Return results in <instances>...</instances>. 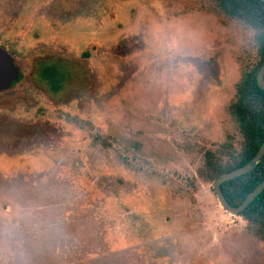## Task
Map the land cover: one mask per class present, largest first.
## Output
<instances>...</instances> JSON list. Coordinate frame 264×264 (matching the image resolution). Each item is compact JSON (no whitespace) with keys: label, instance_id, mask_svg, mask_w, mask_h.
Listing matches in <instances>:
<instances>
[{"label":"rangeland","instance_id":"obj_1","mask_svg":"<svg viewBox=\"0 0 264 264\" xmlns=\"http://www.w3.org/2000/svg\"><path fill=\"white\" fill-rule=\"evenodd\" d=\"M253 37L207 0H0L16 62H75L57 94L34 73L0 99L30 123L0 143V264H264L195 180L197 152L238 148L227 108Z\"/></svg>","mask_w":264,"mask_h":264},{"label":"trees","instance_id":"obj_2","mask_svg":"<svg viewBox=\"0 0 264 264\" xmlns=\"http://www.w3.org/2000/svg\"><path fill=\"white\" fill-rule=\"evenodd\" d=\"M207 1L214 4L226 18L241 23L254 33L255 51L254 59L248 57L242 68L240 78L235 86L234 97L227 108L235 132L239 137L238 148L234 147V138H232L217 150L197 152L200 155L201 165L196 171L195 180L199 179L201 182L211 185L219 176L247 164L264 142V91L257 85V73L264 63V3L257 0ZM12 12L10 4L6 5L5 16H10ZM33 61L27 62V65L20 69L12 88L20 82L23 83V86L27 83L26 78L31 75L32 64L36 68V70L33 69V74L36 73L38 79L43 77L49 81L54 94L61 90L65 79L69 81V74L67 75L64 69L56 66L54 59L36 58L34 63ZM9 91L5 93H9ZM2 118L6 119L4 115L0 117V143L5 142L4 139L6 141L13 139V144L17 146L20 143L18 138L20 135L13 136L11 127L26 129L30 125L12 120H9L8 123ZM24 139L28 140L24 144H31L38 137L26 136ZM263 181L264 157L249 173L221 184V191L231 206L238 207ZM237 217L245 223L244 232L247 235L258 241H264V190Z\"/></svg>","mask_w":264,"mask_h":264},{"label":"water","instance_id":"obj_3","mask_svg":"<svg viewBox=\"0 0 264 264\" xmlns=\"http://www.w3.org/2000/svg\"><path fill=\"white\" fill-rule=\"evenodd\" d=\"M257 1L264 3V0H257ZM17 74H18V69L13 64L12 56L5 49H0V93L8 90L11 87L12 82L17 77ZM257 85L261 90L264 91V63L260 67L257 73ZM263 157H264V142L261 144L255 156L247 164L227 174L219 176L212 182L211 188L213 194L216 197L219 206L224 212L230 215L238 216L264 190V181H263L254 189L253 192H251L247 196V198L238 207L231 206L226 201L221 191V184H223L224 182L234 180L249 173L257 166V164L263 159Z\"/></svg>","mask_w":264,"mask_h":264},{"label":"flooded vegetation","instance_id":"obj_4","mask_svg":"<svg viewBox=\"0 0 264 264\" xmlns=\"http://www.w3.org/2000/svg\"><path fill=\"white\" fill-rule=\"evenodd\" d=\"M6 50V49H5ZM11 56H12V59H13V64H14V66L18 69V74H19V71H20V69L23 67V63L25 62V65L24 66H26L27 65V60H24V61H19V62H16L15 60H14V57H13V53L11 54L10 53V51H8V50H6ZM36 58H48V60H52V59H54L55 61H56V66H58V67H60V68H62V69H64L63 67H64V65H68L69 63H70V65L71 64H73V63H75L74 61H68V60H66V59H64L63 58V56H61L59 53H56V54H54V55H51V56H37V57H29V60L30 61H35V59ZM34 61H33V63H34ZM66 61V62H65ZM65 62V63H64ZM33 69H35L36 70V68H34V64H32V71H33ZM31 71V75L33 74V72ZM18 74H17V76H18ZM36 74V73H35ZM34 75V74H33ZM69 77H71V75L69 74ZM17 78V77H16ZM16 78H15V80H16ZM39 79H41V80H44V81H46L47 83H48V87L51 89V87H50V85H49V81H47L45 78H43V77H41V78H39ZM14 80V81H15ZM13 81V82H14ZM13 82H12V85H13ZM23 83L22 82H20L18 85H15V87H13L12 88V85H11V87L8 89V90H6V91H4V92H2V93H0V99L1 98H4L5 97V95H7V94H9V93H14V91L16 90V89H18V88H20V87H23V85H22ZM72 85H74L73 83H72ZM62 87L64 88V83L62 84ZM12 88V89H11ZM11 89V90H10ZM69 89V88H68ZM67 89V90H68ZM10 90V91H9ZM9 91V93H5V92H8ZM51 91H52V89H51ZM59 93V92H58ZM15 101V100H14ZM0 105H2L1 103H0ZM10 111H12V110H10ZM15 122H19V123H22L21 121H18V120H14ZM29 125H30V123H28ZM34 143L35 142H33V143H31V144H29L30 146H33L34 145ZM27 148V147H26Z\"/></svg>","mask_w":264,"mask_h":264}]
</instances>
